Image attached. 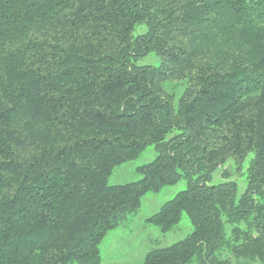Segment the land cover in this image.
<instances>
[{"label":"trees","instance_id":"obj_1","mask_svg":"<svg viewBox=\"0 0 264 264\" xmlns=\"http://www.w3.org/2000/svg\"><path fill=\"white\" fill-rule=\"evenodd\" d=\"M182 178L146 221L192 231L141 264H264V0H0V264H100Z\"/></svg>","mask_w":264,"mask_h":264},{"label":"rangeland","instance_id":"obj_2","mask_svg":"<svg viewBox=\"0 0 264 264\" xmlns=\"http://www.w3.org/2000/svg\"><path fill=\"white\" fill-rule=\"evenodd\" d=\"M145 61L158 64V59L155 57L147 58ZM155 156L153 145H147L135 159L114 168L108 178L109 184L138 180L141 174L136 168L150 162ZM225 178L236 182L237 196H239L246 188L245 166L236 170L233 162L228 161L225 166H221L215 172L212 183H218ZM185 187V180L182 178L174 185H168L157 192L145 194L141 199L137 214L107 234L101 244L100 264H141L145 252L149 249L168 246L185 238L192 231V225L184 213L177 225L167 233H161L156 226L146 221L164 202L171 199L177 192L184 190ZM189 264H194V262Z\"/></svg>","mask_w":264,"mask_h":264}]
</instances>
